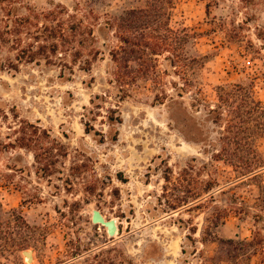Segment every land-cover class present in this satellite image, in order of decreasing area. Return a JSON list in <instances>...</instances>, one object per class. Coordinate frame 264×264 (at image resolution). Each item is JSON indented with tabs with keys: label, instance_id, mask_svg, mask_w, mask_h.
<instances>
[{
	"label": "rangeland",
	"instance_id": "rangeland-1",
	"mask_svg": "<svg viewBox=\"0 0 264 264\" xmlns=\"http://www.w3.org/2000/svg\"><path fill=\"white\" fill-rule=\"evenodd\" d=\"M16 3L19 13L28 16L30 8L48 11L62 4L72 9L75 1ZM123 6L119 0L98 5V25H104L105 12L115 14ZM5 15L0 13V19ZM171 25L200 34L196 50L189 48L192 56L198 51L208 57L193 76L200 90L189 89L182 99L163 105L153 103L154 94L145 85L124 102L109 94L112 99L93 122L104 138L87 134L82 123L92 97L112 92L103 28L96 32L105 60L91 61L87 71L79 61L72 66L73 74L67 72L63 78L59 66L44 62L20 63L17 71L11 70L16 52L9 40L0 41V205L4 211L16 210L30 227L16 235L23 246L0 256V264H198V257H213L219 251L218 241L204 242L201 232L212 208L233 202L230 192L247 203L251 213L264 216L253 208L261 205L257 185H264V170L258 181H240L230 166L217 160L223 128L210 114L219 104L220 87L226 93L236 87L249 90L264 104V0H179ZM166 81L168 93L174 94L169 84L179 79L173 75ZM110 109L119 112L115 116L121 117V124L107 121ZM223 113L226 119L232 116L227 109ZM27 122L51 134L43 141V149L53 151L48 175L37 173L41 164L29 151L5 148ZM254 139L264 158V136ZM167 169L173 179L190 170L201 181H217L229 193L220 195L210 210L168 213L159 203ZM94 210L116 221L115 237L92 223ZM180 219L185 221L183 228ZM191 227L198 232L192 234ZM256 230L264 237V217L255 226L252 216L231 214L213 231L219 239L241 241L251 240ZM24 251L33 253L32 262ZM263 262L264 251L248 264Z\"/></svg>",
	"mask_w": 264,
	"mask_h": 264
},
{
	"label": "trees",
	"instance_id": "trees-1",
	"mask_svg": "<svg viewBox=\"0 0 264 264\" xmlns=\"http://www.w3.org/2000/svg\"><path fill=\"white\" fill-rule=\"evenodd\" d=\"M16 1L0 0V13L6 14L5 19H0V41L9 40L16 52V63H11V70L17 71L20 63L44 62L48 66H59L63 78L67 72L72 75V66L81 61L83 70L87 71L91 61L105 60V51L97 47L96 28L106 31L103 47L110 60L106 74L112 92L92 97L90 107L84 108L82 123L87 134L96 132V135L105 137V134L95 131L93 122L101 117L107 100L112 99L109 94H113L117 102H124L136 97V90L145 85L154 94L153 103L163 105L167 101L174 102L176 97L182 99L189 89L200 90L193 76L208 57L199 55L198 51L196 56L189 52L190 47L196 50L199 33L189 28L176 29L171 25L172 14L179 0H119L124 2L123 8L115 14L105 12L104 25L101 26L98 25L102 15L98 5L117 0H74L72 9L62 4L54 5L48 11L30 8L28 16L19 13ZM4 6L8 8L4 9ZM173 75L180 82H170L174 93L170 94L166 79ZM236 89L226 93L225 88L220 87L219 104L210 110L211 115H216L214 123L223 128L216 158L230 166L240 181H258L264 170V158L257 149L254 137L264 136V104L251 91L241 87ZM197 102L200 104L201 100L197 98ZM226 109L232 113L230 119L224 116ZM108 112L106 119L109 123H122L121 117L115 116L119 114L117 110L110 109ZM18 135L5 148L29 151L35 162L41 164L37 173L50 174L53 151L43 149V141L51 139L50 132L40 125L27 122L22 124ZM167 170V185L163 188L159 203L161 208L169 210L168 213L210 210L220 195L229 193L217 181H201L190 170H183L176 179ZM257 187L259 198L256 200L261 205L255 204L253 208L264 213V185L260 183ZM230 195L233 202L223 209L212 208L201 232L204 242L210 239L218 241L219 251L213 257H198V264H248L249 259L264 251V237L259 230L254 231L251 240H222L216 237L213 230L219 229L231 214L252 216L255 226L263 221L262 214L251 213L252 208L247 203L231 192ZM178 223L181 228L186 226L182 219ZM22 229H30L23 216L16 210L4 211L0 205V256L23 246L16 239V235L23 234ZM189 231L196 234L198 229L191 227Z\"/></svg>",
	"mask_w": 264,
	"mask_h": 264
},
{
	"label": "water",
	"instance_id": "water-1",
	"mask_svg": "<svg viewBox=\"0 0 264 264\" xmlns=\"http://www.w3.org/2000/svg\"><path fill=\"white\" fill-rule=\"evenodd\" d=\"M92 223L102 225L107 229L109 237H115L118 231V226L115 220L106 221L102 216L101 212L98 210L93 211ZM23 255L27 257L29 262L33 261V253L31 251H24Z\"/></svg>",
	"mask_w": 264,
	"mask_h": 264
},
{
	"label": "bare ground",
	"instance_id": "bare-ground-1",
	"mask_svg": "<svg viewBox=\"0 0 264 264\" xmlns=\"http://www.w3.org/2000/svg\"><path fill=\"white\" fill-rule=\"evenodd\" d=\"M103 216V215H102ZM104 217V216H103ZM105 218V217H104ZM106 220V219H105ZM107 221V220H106ZM117 233H118V231H117Z\"/></svg>",
	"mask_w": 264,
	"mask_h": 264
}]
</instances>
